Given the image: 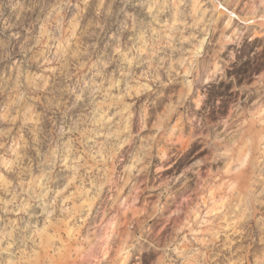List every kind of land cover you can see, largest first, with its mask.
Segmentation results:
<instances>
[{
	"label": "rangeland",
	"instance_id": "1",
	"mask_svg": "<svg viewBox=\"0 0 264 264\" xmlns=\"http://www.w3.org/2000/svg\"><path fill=\"white\" fill-rule=\"evenodd\" d=\"M0 264H264V0H0Z\"/></svg>",
	"mask_w": 264,
	"mask_h": 264
}]
</instances>
